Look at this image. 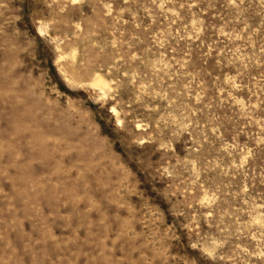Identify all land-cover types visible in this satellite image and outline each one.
<instances>
[{
  "label": "rangeland",
  "instance_id": "1",
  "mask_svg": "<svg viewBox=\"0 0 264 264\" xmlns=\"http://www.w3.org/2000/svg\"><path fill=\"white\" fill-rule=\"evenodd\" d=\"M0 264H264V0H0Z\"/></svg>",
  "mask_w": 264,
  "mask_h": 264
}]
</instances>
